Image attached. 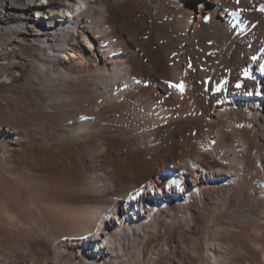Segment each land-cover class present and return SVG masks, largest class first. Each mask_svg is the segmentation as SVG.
Returning a JSON list of instances; mask_svg holds the SVG:
<instances>
[{
	"label": "bare ground",
	"instance_id": "1",
	"mask_svg": "<svg viewBox=\"0 0 264 264\" xmlns=\"http://www.w3.org/2000/svg\"><path fill=\"white\" fill-rule=\"evenodd\" d=\"M44 1L0 0V264H264V0Z\"/></svg>",
	"mask_w": 264,
	"mask_h": 264
},
{
	"label": "rangeland",
	"instance_id": "2",
	"mask_svg": "<svg viewBox=\"0 0 264 264\" xmlns=\"http://www.w3.org/2000/svg\"><path fill=\"white\" fill-rule=\"evenodd\" d=\"M38 2H41V3H42V2H45V1H44V0H38ZM31 14H32V16H33V15H36L37 13H36L35 10H31V11H30V15H31ZM39 17H40V16H39ZM39 17L36 18L35 21H41V20L39 19Z\"/></svg>",
	"mask_w": 264,
	"mask_h": 264
},
{
	"label": "snow or ice",
	"instance_id": "3",
	"mask_svg": "<svg viewBox=\"0 0 264 264\" xmlns=\"http://www.w3.org/2000/svg\"><path fill=\"white\" fill-rule=\"evenodd\" d=\"M178 87H182V86H178Z\"/></svg>",
	"mask_w": 264,
	"mask_h": 264
}]
</instances>
